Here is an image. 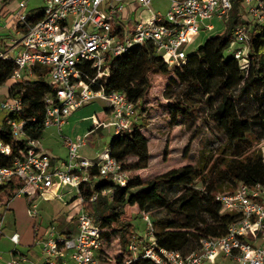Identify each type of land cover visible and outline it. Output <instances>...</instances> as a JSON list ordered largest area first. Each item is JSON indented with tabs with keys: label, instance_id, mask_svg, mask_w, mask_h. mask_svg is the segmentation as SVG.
I'll return each instance as SVG.
<instances>
[{
	"label": "built area",
	"instance_id": "1",
	"mask_svg": "<svg viewBox=\"0 0 264 264\" xmlns=\"http://www.w3.org/2000/svg\"><path fill=\"white\" fill-rule=\"evenodd\" d=\"M167 1V7L156 10L153 0H46L44 13L34 23L28 22L27 2L18 3L14 10L18 35L8 39L5 49L0 46V60L14 61L9 78L13 82L37 78V66L48 69V81L55 92L45 97V130L57 127L68 149L65 159L53 157L44 149L41 138L27 136L24 121L11 116L22 111V99L8 96L0 101L5 113L2 122L6 120L12 137V142H6L0 136V153L11 156L14 143H26L10 164H0V186L19 178L23 185L17 197L32 199L28 209L31 216H39L38 197H61L60 193L68 188L77 195L81 183L98 178L127 184L130 174L110 155L109 148L97 160H90L79 153L88 134L73 140L62 133L70 115L95 99L107 101L111 109L109 121L100 122L95 117L96 125L113 128V134L131 129L136 103L124 91L106 92L102 85L95 87L97 81L110 74L112 59L152 44L170 67L180 66L186 62L188 45L202 30L216 29L205 21L228 20L238 2L246 10L239 12L243 23L234 31L228 51L242 68L249 66V39L264 25V0ZM91 71L96 73L92 75ZM2 85L0 81V88ZM262 147L264 156V144ZM215 195L222 212L237 218L226 235L204 238L199 249L188 254L158 246L151 216L142 212L150 237L133 238L126 252L118 237L120 254L113 258L106 246L105 229L82 205L72 233L51 224L37 240L44 262L14 256L7 264H132L138 259L152 264H217L219 259L264 264V184L239 183ZM4 218H0V237L4 235ZM9 238L14 245L20 244L17 231Z\"/></svg>",
	"mask_w": 264,
	"mask_h": 264
},
{
	"label": "trees",
	"instance_id": "2",
	"mask_svg": "<svg viewBox=\"0 0 264 264\" xmlns=\"http://www.w3.org/2000/svg\"><path fill=\"white\" fill-rule=\"evenodd\" d=\"M11 1L1 0V6ZM239 9L235 2L228 25L200 48L188 52L186 62L180 66L170 67L152 44H146L112 59L110 74L95 85H102L106 92L124 91L137 103L151 86L152 72L170 75L163 94L171 117L182 118L189 128H195L196 137L206 132L220 144L201 166L188 162L147 178L129 175L124 186L107 178L80 184L75 197L83 198L82 205L101 223L107 239L120 238L125 252L133 238L144 237L136 233L130 219H124L129 206H138L141 213L150 214L158 246L188 254L199 249L202 239L226 235L237 218L222 212L216 192L233 189L239 183L264 184V156L258 147L264 141V25L250 35V64L242 68L228 51L234 31L243 23ZM38 19L40 14L28 15L29 23ZM14 68L12 59L0 60L2 84L9 80ZM34 71L37 78L10 85L9 96L23 101L22 111L11 116L24 121V132L29 138H42L45 97L54 95L55 88L48 81L47 68L37 66ZM95 73L91 71L92 75ZM10 133L4 120L0 123V136L12 142ZM25 146L24 141H18L13 144L11 156L0 153V164H10L19 148ZM109 152L128 172L149 168L151 164L150 138L135 124L130 130L111 136ZM22 185L15 177L0 186V205H10ZM155 209L163 212L152 214ZM136 263L152 264L146 259L132 264Z\"/></svg>",
	"mask_w": 264,
	"mask_h": 264
},
{
	"label": "rangeland",
	"instance_id": "3",
	"mask_svg": "<svg viewBox=\"0 0 264 264\" xmlns=\"http://www.w3.org/2000/svg\"><path fill=\"white\" fill-rule=\"evenodd\" d=\"M22 0H12L13 3H19ZM27 2L26 10L42 14L46 8V0H25ZM1 5V0H0ZM167 0H153V7L163 9L167 7ZM241 10H246L240 7ZM206 23H213L216 29L213 31H203L195 40L188 45V51L193 52L200 48L206 40L212 35L222 31L229 23L228 20H218L216 18L206 20ZM170 75L160 72L150 74L151 86L146 95L136 103V114L133 124L140 126L150 138V149L152 153L151 164L149 168L131 171V177L139 175L143 178L164 172L172 167H178L188 162L201 166L205 157L219 147V143L212 140L205 132L201 137H196L195 128H189L182 118L174 120L167 110L168 100L164 96V90L169 81ZM110 107L107 101L95 99L89 104L74 111L69 118V125L65 129L67 136L73 140L88 134L86 145L82 146L79 153L90 160H97L100 155L108 150L109 141L113 135V128L95 125V117L100 122H108L106 117L107 109ZM196 108H199L198 106ZM109 113L111 109H108ZM5 113L0 108V122H2ZM93 130L90 128L93 126ZM41 141L50 145L55 156L65 159L68 155V149L65 147L62 138L50 140L46 134ZM262 141L258 147L262 149ZM57 154V155H56ZM62 194V193H60ZM74 191L67 192L61 197L42 198L38 197L39 216L33 217L28 213L31 198L18 196L12 201L10 210L0 208V218L4 219V235L0 239V247L3 252H10L12 248H17L19 254L25 253L29 259L44 262L45 256L41 252V246L36 241L41 239L47 232L51 224L59 227L60 230H75L77 216L82 208V200L75 197ZM3 206V205H1ZM84 210H87L84 206ZM162 209L153 210L152 214L159 215ZM5 213V215H4ZM124 219L131 220L135 231L139 235L150 237L148 227L138 206H129ZM39 228V229H37ZM17 231L21 235V243L14 245L10 242L9 236ZM66 231V232H67ZM108 251L111 257L116 258L120 254L118 236L107 239ZM143 264V263H136Z\"/></svg>",
	"mask_w": 264,
	"mask_h": 264
},
{
	"label": "crops",
	"instance_id": "4",
	"mask_svg": "<svg viewBox=\"0 0 264 264\" xmlns=\"http://www.w3.org/2000/svg\"><path fill=\"white\" fill-rule=\"evenodd\" d=\"M17 5H18V3H13V2H10L9 4H7V5L3 6V7L0 5V46L3 49L6 48V43H7L9 38L18 35V26H17V22H16V20L14 18V10L16 9ZM28 13L29 14H35V12H32L31 10ZM12 83H13L12 80H8L5 84H3L1 86V88H0V101L9 96L10 85ZM109 108L110 107H108V109ZM108 109L106 111L107 112L106 117H108V120H109L110 113H109ZM69 118L67 119L65 124L62 126V133H63L64 136L68 135V134H66L65 129L69 125ZM0 123H2V122H0ZM95 125H93L90 128V130ZM44 134H46V136H48V138H50V140H56V139L60 140L62 138V136L58 132V128L55 127V126L47 128L45 130ZM43 147L53 157H58L59 158V155L56 154L57 156H55L54 151L51 149L50 145H46L45 143H43ZM72 191H74V190H71L69 188L68 189H64L63 192H62V195L67 193V192H72ZM73 196H76L75 191H74V195ZM10 205H8V207H5L4 205L3 206L0 205V208H4L5 211L6 210L9 211L10 210ZM4 215H5V213H4ZM64 231L66 232L67 230H64ZM0 239H1V237H0ZM9 240H10V238H9ZM10 242L13 244V242L11 240H10ZM20 243H21V235H20ZM2 249L3 248L1 246L0 247V264H7V262L10 261L14 256H26L28 258V255L25 254V253H20L19 254L17 248H12L10 250V252H5V251L3 252ZM29 260H31L33 262H36V263H40L39 261H35V260H32V259H29ZM217 264H236V263L234 261H231V260H228V259H219Z\"/></svg>",
	"mask_w": 264,
	"mask_h": 264
}]
</instances>
